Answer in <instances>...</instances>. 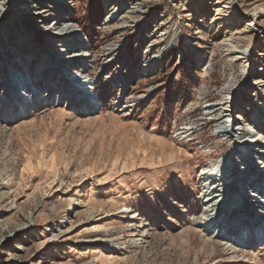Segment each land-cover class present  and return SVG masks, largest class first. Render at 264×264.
I'll return each instance as SVG.
<instances>
[{"label": "rangeland", "instance_id": "1", "mask_svg": "<svg viewBox=\"0 0 264 264\" xmlns=\"http://www.w3.org/2000/svg\"><path fill=\"white\" fill-rule=\"evenodd\" d=\"M72 1L76 6L0 0V44L10 49L20 39L7 36L8 21L35 32V25L44 29L40 23L51 21L49 12L63 9L50 34H62L72 22L87 34L90 75L105 102L101 114H81L58 100L56 90L50 98L34 83L38 92L28 109L6 114L12 93L3 87L13 62L8 50L0 51L6 60L0 71V264H264L263 238L245 244L246 237H219L221 229L205 220L198 179L210 160L231 149L207 113L210 103L233 97L229 88L235 103L249 105L229 111V124L262 134L264 122L255 121L254 111L264 101V0ZM56 38V50L45 54L46 71L31 70L28 82L55 87L47 72L61 63L56 55L68 56L59 76L77 64L70 62L82 55L72 48L77 40ZM119 98L126 109L114 111ZM237 112L242 119L231 120ZM241 148L237 155L246 158Z\"/></svg>", "mask_w": 264, "mask_h": 264}, {"label": "bare ground", "instance_id": "2", "mask_svg": "<svg viewBox=\"0 0 264 264\" xmlns=\"http://www.w3.org/2000/svg\"><path fill=\"white\" fill-rule=\"evenodd\" d=\"M39 2V1H38ZM69 0H62V4L65 7H72L71 5L68 4ZM113 11L115 10L114 8L112 9ZM50 11V10H49ZM48 11V12H49ZM61 11V12H59ZM54 10L52 12H49V16L52 17L50 18L51 21H48L47 24L46 23H40L41 26H43L44 29H40L39 26L35 25L34 31L35 32H31V29H21V28H17L16 26H12L10 25V21H8L7 26H6V31L8 30L9 32L7 33V36L9 38H13V37H17L19 38V42L16 43V45L14 44L13 48L10 49V46L5 44V43H1L0 44V51L1 50H8L9 52L7 53V57H9V60L13 62V65H11L9 63V68H8V72H9V79H8V83L4 85L3 88L5 91H11L12 95H11V100L9 102V105L6 107L5 105H3L6 107L5 113L6 114H19L20 112L23 113L24 111H26L28 108V102L25 98V100L21 97L24 96L23 94H17V92L15 93V91H17L18 89L16 88V83L15 82V77L16 74L14 73V71H19L22 73H26L29 76H32V72L35 70H38V68L42 69V71H46V67L48 66L45 62L46 59V55L45 54H49V48L51 50H56L55 46H56V41L58 40L56 38L57 35H64L65 38H63V40L67 39V38H73V39H78V28L77 26H75V33H73L74 29V23L72 22L70 23H64V27L68 26V28H66V30H62L63 32H61L62 34H56L55 36H51L50 31H51V27L50 26L51 22H53L56 17L58 15H61L63 12V9L60 10ZM17 12H20L21 14L25 15L26 13H24V11L22 12V10H18ZM34 14H38L41 13V11L39 12H34ZM109 19L111 18V16L113 15V12H109ZM19 14L14 15V18L18 19ZM44 16V15H43ZM24 18L29 22L30 18H31V14L30 15H25ZM33 18H31L32 20ZM62 18H60L59 20H61ZM66 17H64V22L67 20H65ZM108 19V18H107ZM20 19H18L19 21ZM25 20V21H26ZM30 20V21H31ZM48 20V19H47ZM34 21V20H32ZM35 22V21H34ZM59 22V21H58ZM56 22H54L53 24L55 25ZM63 23V22H62ZM61 23V24H62ZM38 24V25H40ZM52 24V25H53ZM76 25V24H75ZM61 26V25H58ZM31 28V27H30ZM5 29V28H4ZM13 29V30H12ZM62 29V28H61ZM64 29V28H63ZM40 31V32H39ZM45 31V32H43ZM49 33H46V32ZM5 32V30H4ZM29 33V34H28ZM34 33V34H33ZM50 34V38L48 37H41V34ZM75 34V35H71V34ZM15 34V35H14ZM25 34L28 36L33 35V39H31V41L29 42L27 40V36H26V40L22 39L23 36H25ZM70 35V36H69ZM28 36V39H29ZM15 38V39H17ZM14 39V40H15ZM78 43L83 42L85 45L86 43L88 45H90L89 39H83L82 41H76ZM2 45V46H1ZM47 45V46H46ZM39 46H43L46 48H44L42 50V48H40ZM75 46H72V48ZM18 50L20 52L19 57L15 58V55L17 54L15 51ZM75 50V49H74ZM243 54H245V50L242 52ZM55 54V53H54ZM67 54V53H66ZM70 57H72V55H76L78 54V52H73V54L70 52L69 53ZM80 54V53H79ZM88 51H86L85 49L82 50V55H77L80 57H88ZM18 56V55H17ZM33 57V59H28L29 57ZM51 56L53 57V54H51ZM66 56V55H65ZM76 56V57H77ZM11 57V58H10ZM68 57V56H67ZM65 57V58H67ZM74 57V56H73ZM60 60V57L54 58V60ZM71 59V58H69ZM23 60L26 61V66L21 64V66H19V62L21 63V61L23 62ZM6 60L3 61L2 57L0 56V71L2 72L3 70L6 69ZM54 63V62H53ZM60 64V63H58ZM56 64H52V67L54 68V73L49 75L47 77L50 80H54V81H58L59 80V68L61 69V67H63L61 64L60 66ZM155 65L154 63L151 64ZM12 66V67H10ZM11 68V69H10ZM14 70V71H13ZM32 70V72H31ZM261 69H258V71H260ZM51 72V71H50ZM7 73V72H6ZM13 73V74H12ZM26 76V75H25ZM70 75H68V77H66V79H61V82L59 83V85L57 87H53V83L47 84V82H43L42 80L40 81V79L37 80H30V82H28V80L25 82L24 86L22 89L20 90H26L27 94H29V97L33 98L36 97V93L38 92V86L40 85L42 88H47L46 91L47 93H49V97L54 93V91L56 90V92L59 94L57 96L58 100L62 101L63 98H72V95L74 94V90H72L73 88H70L69 84L71 83V77H69ZM20 79L19 77H16V79ZM32 79V77H30ZM247 82V81H246ZM261 81L257 80L256 83L259 84ZM34 83H37L34 84ZM249 83V82H248ZM10 85V86H9ZM247 85V84H246ZM261 85V84H260ZM18 86H20V83L18 84ZM9 87V88H8ZM11 88V89H10ZM13 89L15 90L13 92ZM230 93H233V97L231 99L226 98V100H222L220 102H213L210 103V105L207 107V113L212 118V121L215 122V135L217 136H221L225 138V142L230 141V145H231V149L227 150L225 153L220 154L217 158L212 159L209 161V163L207 165H205L200 174H199V182L201 183L202 186V192L204 194V199H206V208H205V214H206V218L205 220L209 221V223L212 224V227H217L220 228L221 230H219L220 232L218 233L219 237L222 236H235L236 238L234 239V237H231L233 239V241H243L244 238L246 237L247 240H245V244L249 241H252L254 238H263L264 239V187H262V184L259 182L260 180L264 179V170H260V166H258L259 168L255 167V164L257 166V162L261 163V167H264V124L260 125L258 124V122H255L258 126H262V129L260 130L262 132V134L260 132H257L256 136L253 135L254 137L249 138L252 136L251 132L249 130H247L246 128H243L242 131L237 132V130L235 129L234 124L235 123H230L229 124V120L226 118V116L230 115L229 111H234L235 108H238L242 106V108H248V106L244 107V105L242 104H237V102L235 103V99H236V95L235 92L232 90L233 88H229ZM59 91V92H58ZM81 94V93H80ZM257 95V94H256ZM53 97V96H52ZM29 98V99H30ZM31 98V99H32ZM51 98V97H50ZM1 99V97H0ZM263 101V100H262ZM229 104L231 108H227V109H223V106H221L222 104ZM237 104V105H236ZM254 109V107H253ZM237 110V111H238ZM245 109H242V111ZM262 111H264V106L263 108H259V110L257 111V109L254 111L255 114H257L258 112L263 113ZM206 113V112H205ZM243 113V112H242ZM5 114V115H6ZM207 114V115H208ZM237 114H239L238 116H234L231 120H237L241 118V112H237ZM259 117H261L260 115H258L256 117L255 121H258ZM242 119V118H241ZM262 121V120H261ZM189 129V128H188ZM259 129V128H258ZM187 130V128H186ZM185 131V129H184ZM259 131V130H258ZM183 132V131H182ZM188 133V132H187ZM189 134V133H188ZM242 142V144H241ZM256 142L257 144L255 146H257V148L255 147H251L249 145V143H253ZM226 144V143H225ZM242 147L243 148V154L246 155L243 157L241 154L238 156L237 155V148ZM250 148V150H249ZM251 153V154H247V153ZM175 155V154H174ZM249 156V158H247ZM261 159V160H260ZM231 163V164H229ZM238 165H243L248 167L249 170H244V173H241L239 171ZM229 165V166H227ZM261 171V172H259ZM257 173V174H256ZM238 182V183H236ZM254 192V193H251ZM241 195V196H239ZM219 196H224L223 200L218 201L217 197ZM241 197L240 199L238 198V200H234L233 203L231 202L232 197ZM244 196V198L242 197ZM235 199V198H234ZM231 221L238 223L239 225L237 226V229H233V227H231ZM230 238V239H231Z\"/></svg>", "mask_w": 264, "mask_h": 264}, {"label": "built area", "instance_id": "3", "mask_svg": "<svg viewBox=\"0 0 264 264\" xmlns=\"http://www.w3.org/2000/svg\"><path fill=\"white\" fill-rule=\"evenodd\" d=\"M71 6L75 5L76 4L74 3V1L70 2ZM106 8V7H105ZM110 22V21H109ZM78 41H82L83 39H86L88 40V36L85 32H81L80 29L78 31ZM75 40V41H76ZM76 46L77 50H79L78 52H82V50H86L89 52V45L86 43V45L81 42V43H78L76 42ZM62 54L64 55L65 53L62 52ZM61 65H66V59L64 58L63 60H61ZM71 64L74 62L77 64L75 65H71V66H64L65 69L63 70L64 71V75L63 76H59V80H58V83L57 80L53 82H55L56 84H54L55 87H57L59 85V83L61 82L60 78L61 79H66V77H68V75H70L69 77L70 80H71V83L72 84H69L70 88H73L72 90H74V94L72 95V98H63V100H65V104L70 106V107H74L76 110H78L79 113L81 114H92V115H98V114H101L104 110H105V102L104 100L100 97V94L98 92V89H97V82L95 81V79L90 75V70L92 68V61L90 60V56L86 57H80V56H77L76 58H72L71 59ZM151 64L150 65H147L145 66V69L143 68L142 70H145V71H149V69L151 68ZM11 69V68H10ZM14 71V70H13ZM14 73L16 74L15 77V82L18 81V83H16V88L18 89L17 91H15L13 89V92L15 91V93L17 92V94H23L24 96H21L24 100L25 98L28 99L26 100L27 102H29V100H31V98L29 97V94H27V91L26 90H20L23 88L25 82L28 80V74L26 73H22V72H19V71H14ZM13 74V73H12ZM26 75V76H25ZM20 76V79H16V77H19ZM20 83V86H18V84ZM81 93V94H80ZM53 96V94H52ZM30 98V99H29ZM113 110L114 111H123L126 109V104L123 102L121 103V98H119L117 101H115L113 104ZM263 108L264 106V101L262 102V105H261ZM258 110H259V107H258ZM263 113H260L258 112L257 115H260L261 117H259V120H263L264 122V111H262ZM260 123V122H259ZM256 132L258 131H254L253 133L251 134H254L256 135ZM242 143V142H241ZM253 144V143H252ZM254 144L256 145L257 143L254 142ZM250 146L251 143H249ZM257 148V146H255ZM254 147V148H255ZM243 150V148H241Z\"/></svg>", "mask_w": 264, "mask_h": 264}]
</instances>
